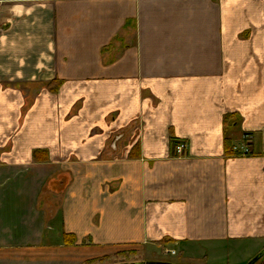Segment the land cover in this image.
Segmentation results:
<instances>
[{
  "label": "crops",
  "instance_id": "crops-1",
  "mask_svg": "<svg viewBox=\"0 0 264 264\" xmlns=\"http://www.w3.org/2000/svg\"><path fill=\"white\" fill-rule=\"evenodd\" d=\"M131 249L263 252L264 0H0V264Z\"/></svg>",
  "mask_w": 264,
  "mask_h": 264
},
{
  "label": "rangeland",
  "instance_id": "rangeland-1",
  "mask_svg": "<svg viewBox=\"0 0 264 264\" xmlns=\"http://www.w3.org/2000/svg\"><path fill=\"white\" fill-rule=\"evenodd\" d=\"M151 250H136V249H131V250H126L124 252H121L119 254H116L113 257H109L107 259H102L99 261H93L90 264H148V261H171V262H177L179 260V255H170V253H166L168 255L160 256V257H155L152 256L151 253L149 252ZM170 255V257H169ZM264 263V258L261 259L257 264H263Z\"/></svg>",
  "mask_w": 264,
  "mask_h": 264
},
{
  "label": "built area",
  "instance_id": "built-area-1",
  "mask_svg": "<svg viewBox=\"0 0 264 264\" xmlns=\"http://www.w3.org/2000/svg\"><path fill=\"white\" fill-rule=\"evenodd\" d=\"M249 138L248 140L245 142V144H243L242 146L238 147L236 146L233 150V152L238 155V156H247L250 154L251 150H250V142H249ZM175 152L179 155H183L186 150H187V145L184 143H180L178 145H175L174 147ZM167 253H170L172 255H176V251H168Z\"/></svg>",
  "mask_w": 264,
  "mask_h": 264
},
{
  "label": "water",
  "instance_id": "water-1",
  "mask_svg": "<svg viewBox=\"0 0 264 264\" xmlns=\"http://www.w3.org/2000/svg\"><path fill=\"white\" fill-rule=\"evenodd\" d=\"M264 257V250L256 258H254L249 264H257ZM148 264H170V263H148Z\"/></svg>",
  "mask_w": 264,
  "mask_h": 264
},
{
  "label": "trees",
  "instance_id": "trees-1",
  "mask_svg": "<svg viewBox=\"0 0 264 264\" xmlns=\"http://www.w3.org/2000/svg\"><path fill=\"white\" fill-rule=\"evenodd\" d=\"M229 124L231 125V123L229 122V117L226 119V121H225V126H226V128L228 129V126H229ZM227 148H228V150L230 151V148L227 146ZM230 153H231V151H230ZM264 258V257H263ZM262 258V259H263ZM264 264V263H263Z\"/></svg>",
  "mask_w": 264,
  "mask_h": 264
}]
</instances>
